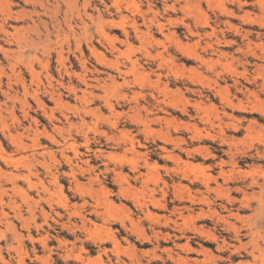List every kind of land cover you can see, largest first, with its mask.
I'll return each instance as SVG.
<instances>
[{
	"label": "rangeland",
	"instance_id": "1",
	"mask_svg": "<svg viewBox=\"0 0 264 264\" xmlns=\"http://www.w3.org/2000/svg\"><path fill=\"white\" fill-rule=\"evenodd\" d=\"M186 1L188 9H193L192 13L186 8ZM195 1L118 0L114 4L113 0H91L87 5L82 0H75L70 12L60 4L56 13L48 8L52 11V19L41 16L50 33L49 41H43L46 31L39 25L42 42L25 52L24 57L20 56V60L35 57L34 69L41 84L37 99L43 104L39 102L38 105L37 99L31 96L24 99L18 87L11 92L17 96L13 102L0 96V148L11 155L13 163L4 167L0 161L1 167L11 171L16 166L20 174L26 173L21 168L31 160L29 154L32 151L37 161L32 162L35 176L32 188H28L23 179H19L17 185L29 194L31 202L23 204L18 197L14 198L21 206L25 221L12 220V215H9L16 232L23 236L20 249L32 258H24L22 264H262L257 254L253 261L248 252L233 249L231 245H237V239L224 224L227 221L238 230L240 228L239 240L243 245H249L251 237L246 236L249 230L253 232V239L260 243L264 241V214L253 215V208L257 205L254 196L258 197V188L247 189L245 199L241 198V192L233 191L231 195L235 202H228L223 197L206 192L202 175L209 173L218 177L216 165L219 159H223L228 163L225 172L232 181L247 183L252 178L259 182L264 180V107L261 106L264 105V22L261 21L264 20V5L258 4V0H206L208 3L197 0L196 4L200 5L195 8ZM237 1L242 2L241 6ZM243 3L246 5L243 6ZM171 5H175L174 12L168 9ZM219 8L224 9L220 12ZM14 9L28 11L30 6L20 4ZM184 11L188 16L183 15ZM64 12L74 21L78 16L84 18L88 24L85 32L75 28L74 35L66 37L61 34L55 38L51 27L56 22L66 31ZM84 12L93 17V23L85 18ZM261 12L263 15H260ZM98 16L100 26L97 28ZM202 16L207 18L209 27L197 25ZM247 16L250 20L246 22ZM111 20L123 23L124 31L117 29L118 26H110ZM30 24L27 19L11 23L20 32H24ZM158 24H162L165 30L159 31ZM133 26L137 29L135 33ZM108 36L113 44L107 40ZM149 37L157 40L162 47L159 45L158 48ZM177 41L190 46L192 53L196 50L195 56L189 58L180 52L173 44ZM92 42L100 58L105 63L107 60L108 65H100L93 57L89 51ZM246 46H250V50ZM9 49L16 51L15 47ZM58 53L65 58L64 69L71 74L70 77L58 64ZM196 55L201 58H196ZM0 62L4 68H9L1 55ZM17 67V71L24 73L28 85L30 77L23 64L19 62ZM85 69L87 80H91L89 85L95 86L92 79L97 78L110 85L109 89L101 91L80 85L75 75H81ZM242 72L247 74L248 81L243 78ZM60 82L63 86H59ZM6 83L3 79V91L7 90ZM69 84L79 90L78 98L66 87ZM43 87L53 95L44 93ZM80 91H90L95 99L85 95L91 102L81 100ZM255 98L258 102L254 101ZM105 102L113 106V112L110 113ZM256 107L263 114L256 111ZM83 110L89 113H83ZM229 123L236 126V131ZM8 130L15 134L17 142L7 137ZM222 138L228 141V145L221 143ZM206 152L209 156H205ZM207 166L210 172L204 169ZM218 182L221 184L222 180L218 179ZM10 186L8 184L4 188L9 190ZM190 196L194 198L191 205L193 215L183 210L189 206L187 201ZM63 198H66V203ZM152 200L159 201L164 207H153ZM63 204L68 206L67 209L62 208ZM241 204L245 206L242 208ZM224 206L233 213L238 210L239 215L235 218L227 216L229 213L224 211ZM0 229L4 232L0 238V258L17 264L16 252L8 248L12 243L10 233L2 227ZM28 233L36 239L44 238L47 247L43 250L37 243L29 241ZM223 245L225 247L220 249ZM33 247L37 256H46L45 262L33 260ZM0 264L7 263L0 260Z\"/></svg>",
	"mask_w": 264,
	"mask_h": 264
},
{
	"label": "bare ground",
	"instance_id": "2",
	"mask_svg": "<svg viewBox=\"0 0 264 264\" xmlns=\"http://www.w3.org/2000/svg\"><path fill=\"white\" fill-rule=\"evenodd\" d=\"M18 1V2H17ZM100 1V0H99ZM114 1V4L115 3H117L118 2V0H113ZM169 1V0H168ZM206 1V0H205ZM257 1V0H256ZM255 1V2H256ZM82 2L84 3V4H87V5H89L90 4V2H91V0H82ZM185 2V1H184ZM200 2V1H199ZM198 2V3H199ZM207 3L209 2V1H206ZM205 2V3H206ZM233 2V1H232ZM238 2V6L240 5L241 6V4H242V2L241 1H237ZM264 1H261V0H258L257 1V3L258 4H261V5H264V3H263ZM76 2H75V0H0V55L2 56V58H3V60L9 65V68L8 69H6V68H4L2 65H1V62H0V96L1 97H3L5 100H10L11 102H13L15 99H17V96H15L16 95V93H11L12 91H13V88L14 87H18V88H20L21 89V92H22V97L24 98L25 96H31V97H33V98H36L37 99V97H38V92L41 90V87H40V83L38 82V80H37V72H35V69H34V59H35V57H33V58H28V59H25V60H20V56H22V57H24V54H25V52H27V51H29V50H31L32 48H34L37 44H39V43H41L42 42V39H41V37H40V35H39V25H42L43 27H44V29H45V31H46V35H44L45 37H44V42H47V41H49V35H50V33H49V31H48V29H47V27H46V25H45V23H43V21H41V16H47V17H50L51 19H52V16H51V12L53 11V12H58L60 9H59V7H60V4H63L64 5V7L66 8V10H68L69 12H70V10L75 6L74 4H75ZM188 2L186 1V3H185V5L187 4ZM197 3V0L194 2V6L196 5V7L195 8H197L199 5H197L196 4ZM20 4H22V5H25V6H30V10H28V11H26V10H20V11H15V7H18V6H20ZM119 4V3H118ZM173 4V3H172ZM177 4V3H176ZM244 4L246 5V3H243V6H244ZM258 4H257V6H258ZM77 5V4H76ZM83 5V4H82ZM188 5V4H187ZM209 5V4H208ZM222 5H223V3H222ZM221 5V6H222ZM250 5V4H249ZM252 5V4H251ZM192 6V5H191ZM190 6V7H191ZM221 6H220V8H221ZM114 8H115V5L113 6ZM129 7V6H128ZM127 7V8H128ZM148 7V6H147ZM188 7H189V5L186 7L187 9H188ZM207 7V6H206ZM219 7V6H218ZM251 7V6H250ZM48 8H50V9H52V11H50V10H48ZM166 8H168L167 6H166ZM183 8V7H182ZM201 8V7H200ZM219 8V10H220V12H222L221 10L222 9H224V8H222V9H220ZM260 8H261V6H260ZM259 8V9H260ZM169 9V11L171 10V11H173L174 12V9H175V5H171L170 6V8H168ZM167 9V10H168ZM186 9V10H187ZM256 9H257V7H256ZM84 10V9H83ZM165 11H166V9H164ZM189 10V9H188ZM191 10H193V9H190L189 10V12L191 11ZM199 10V9H198ZM198 10H197V12H198ZM218 10V11H219ZM261 10V9H260ZM179 11V10H178ZM195 12H196V10H194ZM193 11V12H194ZM201 11V10H200ZM224 11V10H223ZM262 11V10H261ZM73 12V11H72ZM102 12V11H101ZM202 12V11H201ZM201 12H199L200 14H201ZM219 12V13H220ZM73 13H75V12H73ZM98 13V12H97ZM185 13V14H184ZM184 13H183V15H185V16H188V14H187V11L185 12L184 11ZM190 13H192V11L190 12ZM198 13V15H200ZM218 13V14H219ZM226 13L228 14V11H226ZM247 13V12H246ZM246 13H244V14H246ZM78 14V13H77ZM175 14V13H174ZM187 14V15H186ZM193 14H195V13H193ZM222 14V13H221ZM223 14H224V12H223ZM243 14V15H244ZM132 15V14H131ZM192 14H189V16H191ZM197 15V14H196ZM197 15V16H198ZM202 15H204V13L202 14ZM260 15H263V13L261 12V14ZM84 16H85V18L89 21V22H91V23H93L94 22V19H93V17L92 16H90V15H88L86 12H84ZM83 16V17H84ZM121 16V15H120ZM201 16V15H200ZM256 16V15H255ZM192 17H193V15H192ZM192 17H190V18H192ZM232 17V16H231ZM230 17V18H231ZM234 17V16H233ZM232 17V18H233ZM236 17V16H235ZM260 17V16H259ZM63 18H64V28H65V30L66 31H64L63 29H61V26H60V24L58 23V22H56V25H51L52 27V30L55 32V38H59L60 37V35L62 34V36H68V34H70V35H74L75 34V28H78L80 31H84L85 32V28L87 27V23L85 22V19L84 18H82L81 16H78V18H77V20H73V18L67 13V12H64V14H63ZM181 18V17H180ZM186 18V17H185ZM194 19H195V16L193 17ZM198 18V17H197ZM200 19H199V23L197 24L198 26H200V27H205V26H207V27H209L208 25H207V18H204V16H202V18L201 17H199ZM240 18V17H239ZM241 18H243L244 19V17H242L241 16ZM28 20V22H30L31 24L25 29V30H23L24 32H20V30H17L15 27H12V25H11V23H17V22H19V21H24V20ZM97 19V22H96V27L98 28V26H100L99 25V20H100V16H98V18H96ZM119 19L120 18H118V21H119ZM249 18H248V16H247V18H246V22H247V20H248ZM121 20H123V19H121ZM127 20V19H126ZM142 20V19H141ZM165 20V19H164ZM167 20V19H166ZM176 20V19H175ZM181 20V19H180ZM197 20V19H196ZM240 20H242V19H240ZM250 20V19H249ZM151 21V20H150ZM169 21H170V19H169ZM168 21V22H169ZM173 21V20H172ZM192 21V20H191ZM195 21V20H194ZM252 21V20H251ZM251 21H248V22H251ZM253 21H254V19H253ZM252 21V22H253ZM261 21H263L264 22V20H262L261 19ZM121 22H123V21H121ZM167 22V21H166ZM179 22V21H178ZM177 22V23H178ZM242 22V21H241ZM257 22V21H256ZM259 22V21H258ZM102 23V22H101ZM105 23H107V22H105ZM151 23V22H150ZM170 23V22H169ZM172 23V22H171ZM196 23V22H195ZM244 23V22H243ZM254 24H255V21L253 22ZM252 23V24H253ZM261 23V22H260ZM53 24H54V22H53ZM109 24H110V26H118L117 27V29H122L123 31H124V25H123V23L121 24L120 22L119 23H115V21H113V20H111V21H109ZM132 24V23H131ZM182 24L184 25V23L182 22ZM257 24V23H256ZM263 24V23H262ZM104 25V24H103ZM133 25H134V23H133ZM187 25V24H186ZM186 25H185V27H186ZM130 26V25H129ZM138 26V25H137ZM150 26V25H149ZM174 26V25H173ZM227 26V25H226ZM126 27V26H125ZM156 27H158V29H159V31H163V29H164V26L162 25V24H158ZM172 27V26H171ZM194 27H195V25H194ZM115 28V27H114ZM130 28V27H129ZM9 29L10 30H12V31H9ZM157 29V28H156ZM188 29V28H187ZM195 29V28H194ZM132 30H134V33L135 32H137V29H136V27L135 26H133V29ZM165 30V29H164ZM196 30H198L197 28H196ZM122 31V32H123ZM159 31H157V33L159 32ZM189 31V30H188ZM187 31V32H188ZM211 31V30H210ZM229 31V30H228ZM140 32V31H139ZM34 33V34H33ZM133 33V32H132ZM190 33V32H189ZM211 33V35H212V32H210ZM249 33H251V32H249ZM103 34H104V32H103ZM123 34V33H122ZM142 34V33H141ZM159 34V33H158ZM197 34V33H196ZM195 34V35H196ZM206 34V33H205ZM257 34V33H256ZM32 35H34V37L32 36ZM99 35H102L101 33L99 34ZM106 35V34H105ZM125 35H126V33H125ZM134 35V34H133ZM140 35V34H139ZM172 35V34H171ZM199 35V34H198ZM249 35V34H248ZM146 36V35H145ZM166 36V35H165ZM207 36H208V34H207ZM210 36V35H209ZM215 36V35H214ZM86 37V36H85ZM103 37H104V35H103ZM125 37V36H124ZM136 37V36H135ZM168 37V36H167ZM170 37V36H169ZM65 38V37H64ZM102 38V37H101ZM126 38V37H125ZM137 38H139L138 36H137ZM150 38V37H149ZM166 38V37H165ZM200 38V37H199ZM241 38H243V37H241ZM75 39V38H74ZM151 39V42H154L155 44H157L156 46L158 47L159 45H160V43L158 44L157 42V40H155L153 37H151L150 38ZM173 39V38H172ZM59 40V39H58ZM65 40V39H64ZM72 40V39H71ZM78 40V39H77ZM82 40V39H81ZM107 40H109L112 44H113V40H110L109 39V36H108V39ZM126 40V39H125ZM68 41V40H67ZM79 41V40H78ZM108 41V42H109ZM139 41H140V39H139ZM172 41V40H171ZM175 41V40H174ZM173 41V42H174ZM98 42V41H97ZM109 42V43H110ZM115 42V41H114ZM176 42V41H175ZM68 44H69V42H67ZM109 43H107V44H109ZM198 44H199V40H198V42H197ZM227 43V42H226ZM106 44V45H107ZM112 44H110V45H112ZM125 44V43H124ZM173 44H175V46L174 47H176L180 52H184L185 53V55L187 56V57H189V58H191L192 57V55H193V57L195 56V53H196V50H195V52H190L191 51V48H190V46H188V47H186V46H184V45H182L179 41H177V43H173ZM207 44H210V43H207ZM232 44V43H231ZM253 44H255V43H253ZM122 44L120 43V46H121ZM129 45V44H128ZM195 45H196V42H195ZM259 45H262V44H259ZM58 46V45H57ZM75 46V45H74ZM91 50H89V51H91V53H92V55H93V57H95L96 59H97V61L99 62V64L100 65H106L107 64V60H106V63L103 61L104 59L103 58H100V56L98 55V53H97V50H96V48L95 47H93L94 45H93V42L91 43ZM161 46V45H160ZM197 46V45H196ZM209 46H211V45H207V47H209ZM253 46V45H252ZM255 46V45H254ZM5 47H8V48H5ZM10 47H15L16 48V51H12V50H10L9 48ZM60 47H62L61 45H60ZM59 47V48H60ZM162 47V46H161ZM206 47V48H207ZM247 48H248V50H250V46H246ZM256 47H257V45H256ZM259 47H261V46H259ZM45 48V47H44ZM47 48V47H46ZM78 48V47H77ZM88 48V47H87ZM109 48H110V46H109ZM159 48V47H158ZM190 48V49H189ZM90 49V48H89ZM164 49V48H163ZM192 49H193V47H192ZM194 49H196V47L194 48ZM193 49V50H194ZM259 49V48H258ZM261 49H263V48H261ZM261 49H260V51H261ZM60 50V49H59ZM62 50V49H61ZM60 50V51H61ZM192 50V51H193ZM205 50V49H204ZM253 50V49H252ZM259 51V52H260ZM264 51V50H263ZM128 52V51H127ZM80 53V52H79ZM82 53V52H81ZM113 53V52H112ZM148 53H149V51H148ZM147 53V54H148ZM219 53V52H218ZM252 53V52H251ZM254 53V52H253ZM59 54V65L63 68V70L65 71H63L64 72V74L66 75V76H68V77H70L71 76V74H69L64 68H65V66H64V62H65V58H63V56H62V53H58ZM212 54V53H211ZM215 54V53H214ZM242 54V53H241ZM255 54V53H254ZM254 54H252V55H254ZM260 54V53H259ZM161 55V54H160ZM257 55V54H256ZM58 56V55H57ZM99 56V57H98ZM156 56V55H155ZM197 56V55H196ZM220 56V55H219ZM249 56H250V54H249ZM67 57V56H66ZM151 57V56H150ZM226 57V56H225ZM251 57V56H250ZM255 57V56H254ZM257 57V56H256ZM105 58V57H104ZM196 58H201V56H197ZM230 58V57H229ZM253 58V57H252ZM57 59V58H56ZM126 59H127V57H126ZM154 59V58H153ZM166 59V58H165ZM225 59V58H224ZM231 59V58H230ZM233 59V58H232ZM12 60H15V63H12ZM200 60H202V59H200ZM57 61V60H56ZM171 61V60H170ZM206 61V60H205ZM236 61V60H235ZM19 62H21L22 64H23V68L25 69V72L28 74V76L30 77V80H29V84L27 85L26 84V82H25V78H24V73H22L20 70H16V69H19V67H17V64L19 63ZM201 62V61H200ZM202 62H204V61H202ZM201 62V63H202ZM214 62V61H213ZM37 63V62H36ZM42 64V63H41ZM49 64V63H48ZM161 64V63H160ZM219 64V63H218ZM244 64V63H243ZM247 64V63H246ZM40 65V64H39ZM82 66H84V62H82V64H81ZM108 65V64H107ZM162 65V64H161ZM42 66V65H41ZM46 66H47V64H46ZM45 66V67H46ZM60 66H59V68H60ZM105 67H108V66H105ZM171 67V66H170ZM205 67V66H204ZM254 68H255V66H253ZM258 67V66H257ZM261 67V66H260ZM264 67V66H263ZM113 68V67H112ZM94 69V68H93ZM116 69V68H115ZM209 69V68H208ZM259 69V68H258ZM264 69V68H263ZM6 70H8V72L6 71ZM83 70H84V67H83ZM88 70V69H87ZM210 70V69H209ZM56 71V70H55ZM132 71V70H131ZM178 71V70H177ZM24 72V71H23ZM86 69H85V72H81V75L80 74H77V75H75V73H74V75L76 76V79L80 82V85H82L83 84V86H85L86 88H92V89H96V90H101V91H105L107 88L109 89V86L107 85V84H105V83H102L100 80H98L97 78L95 79H92L95 83H96V85L95 86H91V85H89L88 84V81H91V80H87L88 78H87V76H86ZM93 72H95L96 74H98L99 72L96 70H93ZM118 72V71H117ZM263 72V71H262ZM260 73V72H259ZM89 74H91L90 72H89ZM121 74V73H120ZM119 74V75H120ZM177 74V73H176ZM242 74H243V72H242ZM262 74V73H261ZM127 75V74H126ZM246 73H244L243 74V78L246 80V81H248V78L246 77ZM140 76V75H139ZM147 76V75H146ZM155 76V75H154ZM177 76V75H176ZM47 77V76H46ZM164 77V76H163ZM183 77V76H182ZM62 78V77H61ZM137 78V77H136ZM142 78V77H141ZM157 78H158V76H157ZM216 78V77H215ZM258 78V77H257ZM3 79H5L6 81H7V83L5 84L6 85V91H3V89H2V86H3V84H2V80ZM90 79V78H89ZM110 79V78H109ZM137 80H138V78H137ZM144 80V79H143ZM157 80V79H156ZM155 80V81H156ZM190 80V79H189ZM252 80V79H251ZM49 82H50V80H49ZM112 82V81H111ZM143 82V81H142ZM153 82V81H152ZM157 82V81H156ZM252 82V81H251ZM249 83V82H248ZM137 84V83H136ZM140 84H142V83H140ZM252 84V83H251ZM113 85V84H112ZM264 85V84H263ZM46 86V85H45ZM59 86H63V83L62 82H60L59 83ZM58 86V87H59ZM127 86V85H126ZM49 88H52V87H50V85L48 86ZM68 89H69V91H70V93H73V95H75L74 97H76V96H78L77 95V92L79 91V90H77L75 87H73V86H71V84H69L68 86H66ZM115 87V86H114ZM148 87V86H147ZM152 87H153V85H152ZM166 87V86H165ZM216 87V86H215ZM61 88V87H60ZM117 88H118V86H117ZM264 88V87H263ZM43 89H44V93H46V94H51V95H53L52 94V92H50L48 89H46V88H44L43 87ZM66 89V88H65ZM67 89V90H68ZM262 89V88H261ZM152 90H154V89H152ZM215 90V89H214ZM244 90V89H243ZM264 90V89H263ZM90 91H91V89H90ZM87 92V91H83V92H81V95H82V99L81 100H85V102H87V103H90L91 101L89 100H87L88 98L85 96V95H88L89 97H91L92 98V100L93 99H95L94 98V96L93 95H91L92 93L91 92ZM159 91V90H158ZM189 91V90H188ZM180 93V92H179ZM217 94V93H216ZM58 94H55V96H57ZM152 95V94H151ZM224 95V94H223ZM252 95V94H251ZM254 95H256V94H254ZM254 95H253V97H254ZM43 96H45V95H43ZM59 97V96H58ZM153 97V96H152ZM178 97H180V96H178ZM252 97V96H251ZM47 98V97H46ZM60 98V97H59ZM76 98H78V97H76ZM125 98V97H124ZM25 99V98H24ZM61 99V98H60ZM106 99V98H105ZM256 100H254L255 102H258V99L257 98H255ZM40 100V99H39ZM100 100H101V98H100ZM222 100H224V99H222ZM261 100V99H260ZM259 100V101H260ZM19 101V100H18ZM25 101V100H24ZM36 101H38V99L36 100ZM51 101V100H50ZM52 101H53V98H52ZM102 101H103V99H102ZM238 101V100H237ZM253 101V102H254ZM263 101V100H262ZM40 101H38L37 103H38V105L40 104V103H42V101L39 103ZM93 102V101H92ZM200 102V101H199ZM229 102V101H228ZM254 102V103H255ZM24 103V102H23ZM56 103V102H55ZM61 103V102H60ZM1 104V103H0ZM36 104V103H35ZM43 104V103H42ZM105 104H106V106L108 107V110L110 111V113L111 112H113V106L111 105V104H109V103H107V102H105ZM182 104V103H181ZM187 103H185V105H186ZM4 105H6V103H4ZM55 105V104H54ZM173 105V104H172ZM241 105V104H240ZM250 105H251V102H250ZM261 105V104H260ZM259 105V106H260ZM1 106V105H0ZM12 106V105H11ZM25 106V105H24ZM41 106V105H40ZM43 106V105H42ZM105 106V107H106ZM200 106V105H199ZM226 106V105H225ZM228 106H230V105H228ZM232 106V105H231ZM261 106H263L264 107V105L262 104ZM198 107V106H197ZM247 107V106H246ZM252 107H255V105H253ZM11 108V107H10ZM23 108V107H22ZM41 108V107H40ZM43 108V107H42ZM175 108V107H174ZM204 108V107H203ZM241 108V107H240ZM245 108V107H244ZM262 108V107H261ZM1 109V108H0ZM139 109H141V108H139ZM234 109H236V108H234ZM237 109H238V107H237ZM250 109H252V108H250ZM253 109H255V108H253ZM252 109V110H253ZM257 109V110H256ZM256 111H258V112H261V111H259L258 109H260V108H257L256 107ZM263 109V108H262ZM95 110V109H94ZM182 110V109H181ZM231 110H233L232 109V107H231ZM251 110V111H252ZM264 110V109H263ZM238 111H240V109L238 110ZM242 111V110H241ZM245 111H246V109H245ZM94 112V111H93ZM263 112V111H262ZM261 112V113H262ZM79 113V112H78ZM83 113H89V111L87 110V111H84L83 110ZM260 114V113H259ZM263 114V113H262ZM89 115V114H88ZM91 115V114H90ZM264 115V114H263ZM14 116V115H13ZM227 116V115H226ZM26 117V116H25ZM94 117V116H93ZM0 119H1V116H0ZM25 119V118H24ZM100 119V118H99ZM102 119V118H101ZM105 119V118H104ZM2 120V119H1ZM4 120V119H3ZM106 120V119H105ZM154 120V119H153ZM153 120L151 121V123L153 122ZM160 120V119H159ZM229 120V119H228ZM83 121H84V119H83ZM107 121V120H106ZM146 121V120H145ZM149 121V120H148ZM147 122V121H146ZM155 123V122H154ZM153 123V124H154ZM1 124V123H0ZM3 124V127H5V125H4V123H2ZM69 124V123H68ZM80 124L81 125H83L81 122H80ZM111 124V123H110ZM164 124V123H163ZM226 124V123H225ZM231 123H229V125H230ZM252 124V123H251ZM69 125H71V124H69ZM113 125H115V124H113ZM141 125H143V124H141ZM168 126V125H167ZM72 127V126H71ZM225 127V126H224ZM229 127V126H228ZM227 127V128H228ZM231 127H233L234 129H235V131H236V126H234L233 124H231ZM113 128V127H112ZM233 128H231V129H233ZM187 129V128H186ZM233 129V130H234ZM253 129V128H252ZM147 130V129H146ZM194 130V129H193ZM195 130H196V128H195ZM155 131V130H154ZM237 131H239V130H237ZM245 131V130H244ZM8 132V138H10L13 142H17V140L14 138V135H12L11 133H10V131L8 130L7 131ZM147 132V131H146ZM197 132V131H196ZM234 132V131H233ZM144 133V132H143ZM206 134V133H205ZM46 135V134H45ZM48 135V134H47ZM199 136H200V134H198ZM197 135V136H198ZM204 136V135H203ZM207 136H209L208 134H207ZM6 137V138H7ZM19 137V136H18ZM21 137V136H20ZM50 137V136H49ZM201 137V136H200ZM16 138H17V136H16ZM48 138V137H47ZM198 138V137H197ZM208 138V137H207ZM213 138V137H212ZM215 138V137H214ZM52 139V138H51ZM53 140V139H52ZM194 140V139H193ZM255 140V139H254ZM10 140L8 139V142H9ZM131 142V141H130ZM221 143L222 144H227L228 145V141L225 139V138H222V140H221ZM263 145V144H262ZM27 146V145H26ZM74 146H75V144H74ZM224 146V145H223ZM20 147V146H19ZM29 147V146H28ZM235 147V146H234ZM23 148V147H22ZM72 148V147H71ZM70 148V149H71ZM131 148V147H130ZM231 148H233V147H231ZM23 150V149H22ZM207 150V149H206ZM196 151V150H195ZM203 151V150H202ZM256 151V150H255ZM76 152V151H75ZM74 152V153H75ZM258 152H260V151H258ZM257 152V153H258ZM35 152L34 151H32V153L31 154H29V156L31 157V160H28V162L27 163H25L24 164V166L21 168V169H24L25 170V172L26 173H22V174H20L19 173V169L18 168H16V166H12L13 168H12V170L11 171H7L6 169H3L2 167H1V165H0V228L2 227V228H4V230L5 231H9V233H10V236H11V242L12 243H16L17 244V246L15 247L12 243L8 246V248H10V249H13V252L15 251L16 252V255H17V258H18V261H17V264H22L23 263V260H24V258H27V259H30L31 257H30V255H29V253H23L22 252V250L20 249V243H21V241H22V239H23V236L22 235H19L17 232H16V229H15V226L13 225V222H12V220L14 219V220H16V221H25L24 219H23V216H22V214H21V206L20 205H17V203H16V201L14 200V198L15 197H18L19 199H20V201H21V203H23V204H27V202L28 201H30L31 202V198H30V196H29V194L28 193H26V192H24L19 186H17L18 185V180L19 179H23V180H25L27 183H28V188L29 187H31L32 188V178L33 177H35L34 176V173H33V170H34V166L32 165V162L33 161H36L35 159H36V157L33 155ZM262 153H263V157L262 158H264V149L262 150ZM37 154V153H36ZM78 154V153H77ZM37 155H39V154H37ZM41 155H43L42 153H41ZM40 155V156H41ZM73 155H75V154H73ZM186 155V154H185ZM256 155V154H255ZM11 156V155H10ZM10 156L7 154V153H5L1 148H0V161H1V163L4 165V167H7V165H10L11 163H12V160H11V158H10ZM198 156V155H197ZM205 156H209V153H207L206 152V155ZM231 156H232V154H231ZM230 156V158H231V160H232V157ZM27 157V156H26ZM201 157H202V155H201ZM23 158V157H22ZM42 158H43V156H42ZM62 158V157H61ZM27 159V158H26ZM175 159V158H174ZM16 160V159H15ZM179 160V159H178ZM19 161V160H18ZM25 161H27V160H25ZM67 162H69L70 163V161L69 160H66ZM19 162H21V161H19ZM37 162V161H36ZM180 162V161H179ZM183 162V161H182ZM181 162V163H182ZM233 162V161H232ZM184 163H186V162H184ZM189 163V162H188ZM187 163V164H188ZM13 164V163H12ZM11 164V165H12ZM15 165H16V163H14ZM18 164H20V166L22 165L21 163H18ZM18 164H17V166H18ZM10 165V166H11ZM42 165V164H41ZM186 165V164H185ZM189 165V164H188ZM228 165V163L226 162V161H224L223 159H219V163H217V168H218V170H219V172H218V177H212V175H210L209 173H204V175H202L203 176V187L205 188V190H206V192L207 193H214L216 196H218V197H223L224 199H226L228 202H231V201H234V199H232V193H233V191H239V192H241V194H242V196L243 197H241V198H244L245 199V197L247 196V192H246V190L247 189H253V188H258V197H256V196H254V198H255V200L257 201V205L253 208V215H263L264 214V180L262 181V182H259L258 180H256V179H253L252 177V180H250V182H240V183H238V182H234V181H232L231 180V178H230V176L229 175H227L226 174V172H225V167ZM230 166L232 165V163H230L229 164ZM19 166V167H20ZM46 166V165H45ZM184 166V165H183ZM187 166V165H186ZM190 166V165H189ZM234 165H232V167H233ZM41 167V166H40ZM43 167V166H42ZM191 167V166H190ZM202 167V166H201ZM235 167V166H234ZM183 168V167H182ZM189 167L187 166V170H189L190 169V171H191V168H189ZM193 168H194V166H193ZM198 168V167H197ZM197 168H196V171H197ZM231 168V167H230ZM135 169V168H134ZM203 169V168H202ZM206 171H208V172H210L209 171V169H210V167H208L207 166V169L206 168H204ZM136 170V169H135ZM186 170V169H185ZM198 170H200L199 168H198ZM182 171H183V169H182ZM192 171H193V169H192ZM202 171V170H201ZM231 171H233L232 169H231ZM48 172V171H47ZM46 172V173H47ZM237 173V172H236ZM119 174H121V173H119ZM184 174V173H183ZM186 174V173H185ZM122 175V174H121ZM121 175H120V177H121ZM140 175V174H139ZM231 175V174H230ZM251 175V174H250ZM250 175H248V177L250 176ZM51 176V175H50ZM116 176H118V173L116 174ZM185 176V175H184ZM201 176V177H202ZM56 177V176H55ZM119 177V176H118ZM138 177V176H137ZM244 177V176H243ZM140 178V177H139ZM197 178V177H196ZM250 178V179H251ZM218 179H221L222 180V183L220 184L219 182H218ZM135 181V180H134ZM189 181V180H188ZM196 181H200V180H196ZM11 185L10 187V189L9 190H7V189H5L4 188V186L5 185ZM200 184H201V182H200ZM36 186V185H35ZM43 189H44V187H43ZM183 189H185V188H183ZM252 191V190H251ZM8 192H10V195L8 194ZM59 192V191H58ZM61 192V191H60ZM198 193V192H197ZM235 193V192H234ZM254 193V192H253ZM50 195V194H49ZM249 195H251V196H253V195H255V194H249ZM248 195V196H249ZM50 196H52V195H50ZM60 196V195H59ZM204 196V195H203ZM241 196V195H240ZM40 197V196H39ZM60 197H63V196H60ZM163 197V196H162ZM187 197V196H186ZM204 198V197H203ZM202 198V200H204ZM207 198V197H206ZM205 198V199H206ZM223 198H221V199H223ZM41 199V198H40ZM46 199V198H45ZM44 199V200H45ZM59 199V198H58ZM61 199V198H60ZM65 199L66 198H63V200H64V203H66L65 202ZM189 200L187 201L188 202V204H189V206H185V208L183 209L184 211H186L187 213H188V215H193L192 214V209L193 208H191V205L193 204V202H194V198H192V196H190L189 198H188ZM47 201H48V197H47V199H46ZM236 200V199H235ZM242 200V199H241ZM59 201V200H58ZM162 201V200H161ZM182 201V200H181ZM221 201V200H220ZM245 201V200H244ZM249 201H251L250 199H249ZM60 202V201H59ZM186 202V203H187ZM198 202V201H197ZM235 202V201H234ZM47 203V202H46ZM152 205H153V207H164L159 201H157V200H152L151 202H150ZM200 203H201V201H200ZM203 203V202H202ZM238 203V202H237ZM204 204H205V202H204ZM215 204V203H214ZM32 205H34V204H32ZM242 205V204H241ZM248 205V204H247ZM62 206V208L63 209H67V205L66 204H63V205H61ZM60 206V207H61ZM220 206V205H219ZM245 205H242V208L244 207ZM141 207V206H140ZM223 207V206H222ZM246 208V207H245ZM208 209V208H207ZM225 209V210H224ZM224 211H227L229 214H227V216L228 215H233L234 216V218H235V215H239V213H238V210L236 211V213H233L231 210H228L225 206H224ZM35 210V209H34ZM7 211V212H6ZM33 211V210H32ZM244 211V210H243ZM223 212V211H222ZM41 213H43V212H41ZM201 213V212H200ZM210 213V212H209ZM12 215L11 216V218H12V220H10V217H9V215ZM43 214H45V216H46V213H43ZM148 214V213H147ZM214 214L215 215H219V217H220V214H218L217 212H215L214 211ZM31 215V214H30ZM144 215V214H143ZM149 215H151L150 213H149ZM181 215H183L182 213L180 214V216ZM198 215H201V214H198ZM202 215H203V213H202ZM48 217V216H47ZM57 217V216H56ZM60 217V216H59ZM58 217V218H59ZM78 217H80V216H78ZM182 217V216H181ZM190 217V216H189ZM237 217V216H236ZM237 218H239V217H237ZM44 219V218H43ZM81 219V218H80ZM243 219V218H242ZM81 220H83V219H81ZM183 220V219H182ZM187 220H189V219H187ZM191 220V219H190ZM219 220V219H218ZM217 220V221H218ZM235 220V219H234ZM239 220H241V219H239ZM238 220V221H239ZM192 221V220H191ZM220 221H221V219H220ZM236 221V220H235ZM67 222V221H66ZM83 222H84V220H83ZM82 222V223H83ZM90 222V221H89ZM182 222H184V221H182ZM187 222V221H186ZM242 222V221H241ZM55 223V222H54ZM91 223V222H90ZM224 224H226V230L228 229V230H230V231H232L234 234H235V238L237 239H235L236 241H237V245H231L232 247H233V249L234 250H236L237 252H238V250H244V251H246V252H248L249 254L248 255H251V257L253 258V261L254 260H256V258H257V256H258V258L260 259V261L262 262V264H264V255H263V250H264V241L263 242H258L257 240H255V239H253V232L251 231V230H249V233L246 235V236H248V235H250V242H249V245L248 244H241V241L239 240V236H240V228H239V230H238V228H236L235 227V225L233 224V223H230V222H227V221H225L224 222ZM243 224V223H242ZM71 225V224H70ZM244 225V224H243ZM61 226H63L62 228H64V224L62 223V225ZM72 226H73V224H72ZM186 226V225H185ZM250 226V225H249ZM23 227H25V226H23ZM30 227V226H29ZM254 227V226H253ZM88 228V227H87ZM90 228V227H89ZM247 228H248V225H247ZM82 229H83V227H82ZM85 230V229H84ZM227 230V231H228ZM245 230H246V228H245ZM86 231V230H85ZM87 231H89V229H87ZM197 231V230H196ZM36 232V231H35ZM233 234V235H234ZM4 235V232H2L1 231V229H0V238L2 237ZM47 235V234H46ZM211 235V234H210ZM211 237H214V236H211ZM3 238H5V237H3ZM27 238L29 239V241H31L32 243H37L39 246H41L42 248H43V250H44V248H46L47 247V243H46V241L44 240V238L43 239H41V238H33V237H31L30 236V234L28 233V235H27ZM113 238V237H112ZM210 238V237H209ZM256 238H257V236H256ZM214 240H216L215 238H213ZM111 241V240H110ZM235 241V242H236ZM30 243V242H29ZM113 243V242H112ZM222 243H223V241H222ZM225 243V242H224ZM21 245H22V243H21ZM65 245V244H64ZM63 245V246H64ZM217 245V244H216ZM227 246H229V245H227ZM61 247V246H60ZM59 247V248H60ZM65 247V246H64ZM225 246L223 245V246H220L219 248L220 249H222V248H224ZM228 248V247H227ZM57 249V248H56ZM226 249V248H225ZM35 248L33 247V249L31 250V252H32V257H33V260H37V261H40L39 263H41V261L42 262H45V260H46V256L45 257H40V256H37V254L35 253ZM61 250V249H60ZM218 250V249H217ZM216 250V251H217ZM10 251V250H9ZM12 251V250H11ZM65 251V250H64ZM220 251H222V250H220ZM48 252V251H47ZM81 252V251H80ZM232 252H234L233 250H232ZM245 252V253H246ZM15 254V253H14ZM49 254H50V252H49ZM65 254V253H64ZM67 255L69 254V253H66ZM212 254V253H211ZM256 254H257V256H256ZM16 255H14V256H16ZM67 255H65V258L67 257ZM49 256V255H48ZM59 256V255H58ZM73 256V255H72ZM74 257V256H73ZM170 257V256H169ZM250 257V256H249ZM45 258V259H44ZM32 259V258H31ZM30 259V260H31ZM47 259H49L48 257H47ZM0 260H1V262H3V263H7V264H12L11 263V261H7V262H5L3 259H1L0 258ZM29 260V261H30ZM64 260V259H63ZM66 260V259H65ZM50 261V260H49ZM187 261V260H186ZM195 261V260H194ZM204 261V260H203ZM208 261V260H207ZM35 262V261H34ZM206 262V261H205ZM204 264V263H203ZM238 264H241V262H239Z\"/></svg>",
	"mask_w": 264,
	"mask_h": 264
}]
</instances>
